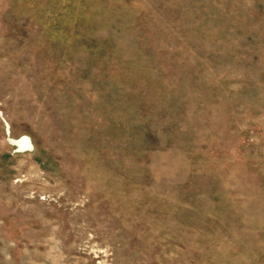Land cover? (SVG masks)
<instances>
[{
	"label": "rangeland",
	"instance_id": "1",
	"mask_svg": "<svg viewBox=\"0 0 264 264\" xmlns=\"http://www.w3.org/2000/svg\"><path fill=\"white\" fill-rule=\"evenodd\" d=\"M0 264H264V0H0Z\"/></svg>",
	"mask_w": 264,
	"mask_h": 264
}]
</instances>
